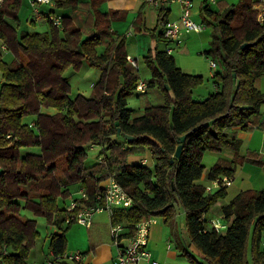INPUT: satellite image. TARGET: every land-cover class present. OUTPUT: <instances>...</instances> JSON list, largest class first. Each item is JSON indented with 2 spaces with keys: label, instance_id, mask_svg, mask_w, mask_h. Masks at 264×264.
<instances>
[{
  "label": "trees",
  "instance_id": "trees-1",
  "mask_svg": "<svg viewBox=\"0 0 264 264\" xmlns=\"http://www.w3.org/2000/svg\"><path fill=\"white\" fill-rule=\"evenodd\" d=\"M106 1L60 2L59 9L87 10L84 28L64 16L61 29L46 20L49 29L42 33L18 31L22 0H6L0 8V264H27L39 237L36 220L22 217L23 209L59 231L50 236L49 250L52 258L62 256L73 224L66 222L69 214L58 203L70 197L66 186L78 183L86 194L76 211L104 206L103 197L97 199L99 183L110 177L132 199L130 208L111 217V224H124L127 236L152 217L173 220L180 207L188 242L201 256L184 249L189 264H264V190L239 192L224 206L223 219L230 224L218 233L204 227L203 217L226 190L205 193L195 184L206 152L230 149L237 156V131L264 130L259 120L264 93L256 86L264 77V23L256 21L251 0H239L222 12L204 8L212 29L205 55L218 67L212 76L218 90L194 100L192 90L202 77L184 73L166 51L156 52L143 62L151 73L147 90L160 101L147 102L141 115L127 107L128 98L144 93L136 91L138 68L127 61L125 40L110 31L112 14L99 9ZM165 16L162 8V25ZM244 43L250 46L241 49ZM4 51L13 54L12 62L4 61ZM83 62L98 70L100 78L89 97L70 99L64 73L79 70ZM124 134L133 141H125ZM183 135L181 154L174 158ZM91 146L101 149L103 162L86 163ZM28 148L39 151L22 153ZM146 150L152 167L127 163L129 156ZM233 172L220 162L207 179L232 177Z\"/></svg>",
  "mask_w": 264,
  "mask_h": 264
},
{
  "label": "crops",
  "instance_id": "crops-1",
  "mask_svg": "<svg viewBox=\"0 0 264 264\" xmlns=\"http://www.w3.org/2000/svg\"><path fill=\"white\" fill-rule=\"evenodd\" d=\"M24 1L27 3V0ZM29 1L30 2L27 4L33 14L31 17L29 15L30 18L27 23L30 22L31 26H35L37 22H46L45 19L36 17L33 12V7L31 6V0ZM64 1L65 0H50L49 3L40 4L37 7L41 13L56 15L61 17V19L64 16L69 17L73 25L82 30L85 26V19L88 13L87 10L81 8L77 10L57 8V4ZM189 1L192 3L190 18L195 23L201 24L203 30L200 32H193L187 29H181L179 33V45L165 40L163 37V25L159 23V11L162 8L166 12V21H178L180 19L182 15V6L179 2L155 6L143 0H108L102 3L99 9L104 13L112 14L110 16V31L114 35L125 40L127 57L135 60L137 67L138 62L144 64V57L148 55L152 56L156 52L166 51V49H171V54H174L173 58L178 68L183 72H188L187 74L200 75L202 77V75H204L207 60H211L210 57L205 55V52L210 48L209 43L212 32V29L206 25L208 18L203 12L204 8L206 7L212 11L222 12L227 7L237 4L239 0ZM259 1L260 0H251L254 9L258 8ZM18 17V30H20L21 22L19 13ZM207 27L211 30L207 31ZM23 31L29 32L28 30ZM147 70L151 75L148 68ZM217 70L218 67L216 71ZM211 72L213 71L211 70ZM138 82L146 83V81L141 80H138ZM217 90L218 88L216 86L214 90H211L208 87L200 85L192 90V98L194 100H203ZM146 91L147 93L145 92L144 94L146 95L149 92L150 98L153 99L155 103L160 101L158 94L154 93L152 90L148 91L146 89ZM133 96H137V94ZM128 101L129 98L127 99V107ZM130 110L134 112L133 109ZM48 112L53 113L54 110H49ZM259 112L260 123H264V105L260 107ZM236 137L241 143L238 155H234V152L230 149H223L219 152H206L214 153L215 160L211 161V166H207V168L202 164L204 167L202 176L199 180L195 181L196 185L203 188L209 185L210 180L207 179V173L215 164L220 162L234 169L232 183L225 188L226 196L218 200L203 217L204 227L207 230H211L209 224L211 219L221 221L224 225V229L219 233H224L230 224V222H225L223 219L222 208L224 206H226L239 192L247 190H264V130L255 127L248 132L237 131ZM113 139L122 142L120 138ZM92 148L93 146L89 147L90 150ZM100 162H103V156ZM142 162H144V164H142ZM127 163L147 165L149 167L153 165L148 150L145 151V154L129 156L127 158ZM107 181L108 178L99 183V188L101 190ZM66 187L70 192V197H72L73 192L69 188V185ZM81 189L82 187L79 186L77 192ZM215 191H217V189H214V191L212 190L211 193ZM67 206L68 204H64L62 207L65 209ZM176 209H178V213L176 210L173 220L165 222L163 218L154 217L155 223L150 225L147 249L151 252L152 259L161 264H189L188 258L184 254V249L195 258H201L195 247L189 244L188 239H186L185 213L183 209L180 207H176ZM179 209H181V211H179ZM110 225V215L105 211L95 213L92 217L91 224L87 227L73 223L65 234L66 250L64 254H66V252H68V254L79 252L82 255V261L79 263H68L64 261L60 264H113L117 256V247L113 244L110 236ZM58 232L59 231L56 229L55 233ZM52 234L47 237L48 252L44 261L52 258V253L49 250V240ZM121 244H125V241H122ZM261 247L264 249V242L261 243ZM43 264L45 263L43 262ZM139 264L149 263L142 261Z\"/></svg>",
  "mask_w": 264,
  "mask_h": 264
},
{
  "label": "built area",
  "instance_id": "built-area-1",
  "mask_svg": "<svg viewBox=\"0 0 264 264\" xmlns=\"http://www.w3.org/2000/svg\"><path fill=\"white\" fill-rule=\"evenodd\" d=\"M6 0H0V8ZM145 2L151 3L155 6H161L163 4L179 2L182 6V15L178 21H166L163 25V37L165 40L179 45V33L181 29H187L193 32H200L203 30L201 24H197L190 18V11L192 9V3L189 0H143ZM50 0H31V6L33 7V12L39 19H45L50 22V24L58 29H61L62 19L59 16L41 13L38 9V5L47 4ZM257 11L256 21L259 24L264 23V0L259 1ZM171 49H166L167 54H171ZM127 61L135 68H137V63L130 57H127ZM209 67L214 72L217 69L216 63L211 59L209 61ZM147 89L146 83L138 82L136 86V91L140 93H145ZM144 164V162H142ZM232 183V177L220 176L214 180H210L209 185L204 187L205 193H211L214 189H222L230 186ZM80 195L79 199H73L71 203L65 208L69 214V218L66 220L73 221V223L89 226L91 224L92 217L95 213L105 211L109 213L110 218L117 211H125L132 205V199L130 196L122 189V187L112 178H108L107 183L102 189V193L97 196V199L103 197L105 202L104 206L97 207H84L76 209L79 207L80 200L86 199V194L83 189L78 191ZM155 223L154 217L141 221L134 226V232L131 236H127L128 230L122 223L111 224L110 225V236L113 244L117 247V256L113 261V264H139L144 261L149 264H161L158 261L152 259L151 252L147 249L149 229L150 225ZM211 230L215 232H220L224 229V225L221 221L211 219L209 221ZM125 241V244H121ZM264 242V240L262 241ZM64 261H72L73 263H79L82 261V255L79 252L66 253L57 258L48 259L45 264H60Z\"/></svg>",
  "mask_w": 264,
  "mask_h": 264
},
{
  "label": "rangeland",
  "instance_id": "rangeland-1",
  "mask_svg": "<svg viewBox=\"0 0 264 264\" xmlns=\"http://www.w3.org/2000/svg\"><path fill=\"white\" fill-rule=\"evenodd\" d=\"M30 2L27 0V3ZM25 3L24 0H22V7L20 8L19 14H20V30L19 32H22L23 30H28L29 32H46L48 31L49 27L46 22L40 23L37 22L35 26H31L29 21V18L32 16L33 13H31V10L28 6V4ZM30 15V17H29ZM211 28V27H210ZM209 27L206 28L207 31H210ZM19 29V28H18ZM26 32V31H24ZM172 55V54H171ZM174 57V54L172 55ZM13 54L4 51L3 52V59L5 62L10 63L13 61ZM138 75L139 80L141 81H147L150 78V74L146 68V66L140 62H138ZM186 72V71H184ZM216 72V71H215ZM188 73V72H186ZM213 72H211V69L209 67V60L206 62L204 75H202V86L208 87L211 90H214L215 84H213ZM65 78L67 79L68 83L70 84V93L69 97L70 99H74L77 94H82L86 97L90 96L93 92V85L97 83V81L100 78V72L96 69L90 68L85 62L82 63L79 70L75 71L72 68H68L64 73ZM258 89L264 93V77H262L259 82L257 83ZM153 93V92H152ZM148 101L150 104H155L153 99L150 98L149 92L148 94H142L141 96H132L129 98L128 101V107L130 109L134 110L135 115H141L144 112V108ZM154 102V103H153ZM30 118H26V122H30ZM38 148H28L23 149L22 153H38ZM101 149L99 147H93L91 150L87 149V156H86V163L88 165H93L95 163H99L102 156L100 155ZM214 153H206L202 157V164L207 168V166H211L210 162L215 160ZM80 184L73 183L69 185V188L71 189L72 197H68L67 199H60L59 204L61 206L69 205L73 199H79L80 195L78 194L77 190L79 188ZM214 191V190H213ZM177 213H178V209ZM181 211V209H179ZM22 217L27 218H34L36 220L37 230L40 233V237H38L35 241L34 246L31 248L28 257L26 259L27 264H43L45 263V256L48 252V242L47 237L56 232V228L53 226H48L47 222L42 217H35L32 212L29 210L23 209L20 212ZM226 222V221H225ZM187 239V238H186ZM264 239H262L263 241ZM68 253V252H66ZM68 263H73L72 261H66Z\"/></svg>",
  "mask_w": 264,
  "mask_h": 264
},
{
  "label": "water",
  "instance_id": "water-1",
  "mask_svg": "<svg viewBox=\"0 0 264 264\" xmlns=\"http://www.w3.org/2000/svg\"><path fill=\"white\" fill-rule=\"evenodd\" d=\"M249 46H250L249 43H244V44L241 45L240 48H241V49H245V48H247V47H249ZM166 89H168V88L166 87ZM115 126H118V122H115ZM117 132H118V133L120 132V129H119V128H117ZM122 138H123L125 141H127V142H131V141H133V137H132V136H128V135H126V134L122 135ZM185 138H186V136L183 135V136H181V137H179V138L177 139L178 146H177L176 149H175L174 158H178V157L180 156V154H181V150H182V143L184 142Z\"/></svg>",
  "mask_w": 264,
  "mask_h": 264
}]
</instances>
